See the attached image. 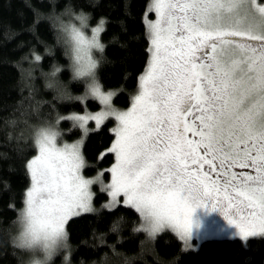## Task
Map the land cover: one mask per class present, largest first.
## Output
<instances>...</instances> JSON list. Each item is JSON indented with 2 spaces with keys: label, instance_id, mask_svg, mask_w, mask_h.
I'll return each instance as SVG.
<instances>
[{
  "label": "snow or ice",
  "instance_id": "1",
  "mask_svg": "<svg viewBox=\"0 0 264 264\" xmlns=\"http://www.w3.org/2000/svg\"><path fill=\"white\" fill-rule=\"evenodd\" d=\"M151 12L158 17L146 26L151 59L129 111L112 108V93L95 78L90 50H103L101 29L91 38L70 29L74 76H89L92 95L106 106L70 118L81 128L109 116L119 122L113 203L123 196L150 234L170 228L191 240L197 209L216 212L221 203L242 238L264 235V0H149L146 17ZM77 19L86 26L83 14ZM58 135L52 124L34 134L39 155L27 165L32 184L14 238L46 257L67 247L66 223L92 211L93 181L78 175L80 145L57 147Z\"/></svg>",
  "mask_w": 264,
  "mask_h": 264
},
{
  "label": "trees",
  "instance_id": "2",
  "mask_svg": "<svg viewBox=\"0 0 264 264\" xmlns=\"http://www.w3.org/2000/svg\"><path fill=\"white\" fill-rule=\"evenodd\" d=\"M148 6L149 0H0V264H25L28 258L14 238L22 230L17 220L36 130L66 114L99 108L94 99L77 98L84 82L67 67L60 37L65 17L83 14L90 26L104 20L95 76L103 90H114V105L126 108L149 60ZM110 126L107 121L83 142L86 175L114 161L112 153L102 154L113 141ZM79 134L73 128L69 137ZM103 175L108 179V172ZM94 190L99 208L107 194ZM140 221L124 205L72 217L65 225L67 264H264V235L207 239L186 249L170 231L148 240Z\"/></svg>",
  "mask_w": 264,
  "mask_h": 264
},
{
  "label": "rangeland",
  "instance_id": "3",
  "mask_svg": "<svg viewBox=\"0 0 264 264\" xmlns=\"http://www.w3.org/2000/svg\"><path fill=\"white\" fill-rule=\"evenodd\" d=\"M152 13V18H144V23L147 26V24L149 23V21H153L155 22L158 17L156 16L155 12H151ZM80 14V13H79ZM80 15H73V13L71 14V17L69 14H67L66 21L63 23V26L61 27V39L62 41L65 42V46H66V52H67V67L68 69H70L71 72V76L73 79H81L84 82V89L81 92V94L77 97L79 98L81 101H85L86 99H94L98 102L99 104V108L96 110H89L86 109L80 113H69L66 114L62 117H59L56 121L54 120V122L52 123V125L55 126L56 130L58 131L59 135L56 138V145L57 147H63L65 144L68 145H72V144H77L79 143L80 145V154L82 155V145L83 142L85 140V138L87 137V135L92 132L95 131L97 129H99V127L101 125H103L104 123H106L107 121H111V126H110V131L113 134V141L110 144V146L102 153H112L113 157H114V161L113 163L108 166L107 168L104 169H100L97 172H95L94 174L91 175H86L85 174V168H86V162L84 160L83 157V166L78 170V175H80L83 179L85 180H90L93 181L91 184H89L88 186V191L91 194V201H90V207L92 208V211H88V212H94L97 209H112L118 205H124V206H128L127 204L124 203V197L120 196L116 199V202L113 203V199L112 197L109 195V185L112 182V174H111V169L114 167L115 163H116V157H115V153L111 151V148L113 146V144L115 143L117 137H116V130L119 127V122L113 117V116H109L107 117L101 125L97 126L96 122L94 120H89L87 122V124H85L84 128H81L79 126L78 123H76L74 120H72L70 117L74 114H79V115H85V114H89V115H95L101 111L106 110V106L101 104L100 101L94 97L91 93L89 84L91 83V78L89 76H83V77H76L74 76V60L72 57V48L74 47V41L71 39V32L70 29L71 27L75 26L77 28H80V30L88 37L91 38L93 35L92 30L94 28L99 27L102 30L103 24L101 25L100 23L94 26H90L88 25L87 19H86V26H81L80 25V21L77 19V17H79ZM67 29V31H66ZM101 30L97 33V38L99 41V35ZM149 38V36H148ZM100 43V41H99ZM151 48V41L149 38V49ZM101 50H98L96 48H92L90 50L91 52V57L94 61H98V54L100 53ZM150 59H151V54L149 51V60L146 66V69L144 70V72L141 74L140 78H139V82H138V87L137 90L133 93V96L130 100V103L128 105V107L126 108H119L117 106L114 105L113 103V96H114V90H103L101 87V92L107 94L109 92L112 93L111 99H110V105L112 108L118 110V111H129L131 109L132 104L134 103V97L136 95L139 94L140 91V80L141 77L144 76L146 74L148 65L150 63ZM96 71L94 70V75H95ZM71 78V79H72ZM96 78V76H95ZM97 80V79H96ZM99 83V82H98ZM100 85V84H99ZM63 120H66L67 125L64 126L63 125ZM77 129L80 134L77 137L74 138H70L69 135L72 132V129ZM36 146V145H35ZM39 155V151H38V147L36 146V152L35 154L31 157V159L28 161V164L31 160L35 159L37 156ZM27 164V165H28ZM27 171H28V175H29V186L28 189L26 190V192L28 190H30L31 188V184H32V180H31V172L29 170V168L27 167ZM237 171H239L237 169ZM104 172H108V179L104 178L103 173ZM102 175H99L101 174ZM254 174V173H253ZM94 187H97V190L99 191H104L107 194V199L104 200L101 204H99V208H97V206L94 204L93 199H94V195H95V190ZM26 201V193H25V198H24V205H23V209L26 207L25 204ZM134 209V208H133ZM216 212H211V208H209V212L207 213L206 211H204V208L201 207L199 209H197V211L194 213V222L196 224L199 225V228L194 229L193 231V235H192V239L191 240H182L180 238V236L178 235V233L170 228H165L163 230H160L156 233H148L147 231L144 230L143 225L144 222L141 219L140 221V225H139V229L143 230L145 233V236L148 240H151L153 237H155L157 234L163 232V231H170L172 233H174L183 243L184 248L186 249H196L200 242L207 240V239H223V238H229V239H233V238H237V239H241L244 240L245 238H242L239 235V231L236 230L233 226H229L227 225V222L224 220V216H223V211L225 209V205L221 204V203H217L216 204ZM82 213H87V212H82ZM81 213V214H82ZM229 216L232 217L233 219H236V217L233 215V213L231 212V210H229L228 212ZM22 231V230H21ZM257 232L259 233V229H257ZM255 236H261L260 234H257ZM249 237H254V236H249ZM248 238V237H247ZM27 252L28 258L26 260L25 264H29L30 260L33 259H37V260H42L44 261V264H67L68 263V259H69V251L67 249V247L64 248H60L57 249L51 256H47L43 251H35L33 249H28V248H24Z\"/></svg>",
  "mask_w": 264,
  "mask_h": 264
},
{
  "label": "clouds",
  "instance_id": "4",
  "mask_svg": "<svg viewBox=\"0 0 264 264\" xmlns=\"http://www.w3.org/2000/svg\"><path fill=\"white\" fill-rule=\"evenodd\" d=\"M41 262V264H43L42 260H39ZM29 264H38V260L37 259H33L29 261Z\"/></svg>",
  "mask_w": 264,
  "mask_h": 264
}]
</instances>
